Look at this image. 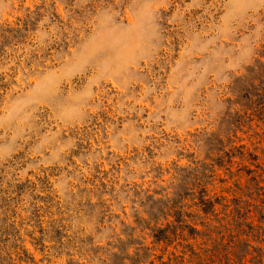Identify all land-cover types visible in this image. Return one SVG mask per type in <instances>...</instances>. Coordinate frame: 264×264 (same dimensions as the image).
<instances>
[{
	"label": "rangeland",
	"instance_id": "rangeland-1",
	"mask_svg": "<svg viewBox=\"0 0 264 264\" xmlns=\"http://www.w3.org/2000/svg\"><path fill=\"white\" fill-rule=\"evenodd\" d=\"M237 186L264 211V0H0V264L264 252L199 226Z\"/></svg>",
	"mask_w": 264,
	"mask_h": 264
},
{
	"label": "trees",
	"instance_id": "trees-1",
	"mask_svg": "<svg viewBox=\"0 0 264 264\" xmlns=\"http://www.w3.org/2000/svg\"><path fill=\"white\" fill-rule=\"evenodd\" d=\"M244 192V187L237 186L235 194L230 200H226L225 197L212 199L211 197L203 198L202 196L199 201V210L204 216L200 218L202 220L199 222V226L206 230L264 229V211L260 208L258 209L257 205L246 201ZM253 212L259 214L258 225H253ZM182 228L187 229L188 227L183 225ZM156 229L158 232H164L163 228L157 227ZM165 229H169V227ZM189 229H194L197 235L202 233L197 231L195 226L189 227ZM249 232L246 234L237 232L236 239L230 245H224L223 235L220 236L218 235L219 233H214V236L211 237L212 233H210V235L204 236L207 240L197 247H193L190 244L182 245L181 256H173L170 260L179 258L180 261L175 262V264H262L261 260L264 257V252L261 248L250 243L248 239ZM155 236L157 237V235ZM166 238L163 237L162 239L165 240ZM151 264L153 263L151 262Z\"/></svg>",
	"mask_w": 264,
	"mask_h": 264
}]
</instances>
